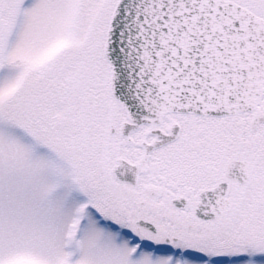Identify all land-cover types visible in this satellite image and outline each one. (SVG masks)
<instances>
[{"label": "rangeland", "instance_id": "374dc122", "mask_svg": "<svg viewBox=\"0 0 264 264\" xmlns=\"http://www.w3.org/2000/svg\"><path fill=\"white\" fill-rule=\"evenodd\" d=\"M237 1L264 16L254 0ZM116 2L32 0L31 20L15 30L12 9L0 25V264H264V124L252 132V113L211 120L220 133L210 124L208 137L188 133L154 156L143 182L191 202L150 213L157 235L138 229L146 196L130 198L112 175L118 156L140 155L119 136L127 116L109 89L104 42ZM239 141L249 181L233 188L229 212L198 220L199 193L223 176ZM166 232L180 242L166 243Z\"/></svg>", "mask_w": 264, "mask_h": 264}, {"label": "water", "instance_id": "95a60500", "mask_svg": "<svg viewBox=\"0 0 264 264\" xmlns=\"http://www.w3.org/2000/svg\"><path fill=\"white\" fill-rule=\"evenodd\" d=\"M104 55L111 95L137 125L169 112L219 117L254 112L251 130L264 122L258 108L264 95V18L233 0H118ZM126 124L120 133L130 141ZM154 147L136 165L118 159L113 174L136 184ZM226 176L247 183L250 162L231 161ZM229 192V182L203 191L196 215L212 220L229 212ZM185 202L177 200L181 208ZM137 224L155 230L149 222Z\"/></svg>", "mask_w": 264, "mask_h": 264}, {"label": "flooded vegetation", "instance_id": "af4514ba", "mask_svg": "<svg viewBox=\"0 0 264 264\" xmlns=\"http://www.w3.org/2000/svg\"><path fill=\"white\" fill-rule=\"evenodd\" d=\"M235 1L237 3L243 5V6H246L249 9H251L248 5L242 4L237 0H235ZM31 2H32V0H0V25L2 26V28H4V25H6V22L8 21L7 18L4 19V17H6L7 15L10 14L9 11H11V13H12V9H13L12 15L15 16V18H14L15 24L13 26L15 28V30H17L18 27H21V25L24 24V18L26 16H28V19L31 20L30 15L32 14V12L34 10V7L31 6ZM254 2H255L256 6L259 10H264V0H254ZM251 10L253 12H255L256 14L261 15V14H259L258 11L254 10V9H251ZM262 17H264V16H262ZM262 103H263V101H262ZM262 103L259 106V109H260L261 113L263 114L264 113V106L262 105ZM170 117H174V118H170ZM184 117H189L190 119L192 118V119L203 121L204 125L199 126L196 123H195V125H190L192 128H191V132H189L190 126H188V124H185ZM217 119H222V117H210V116H202V115H197V114H184V113H168V114L162 115L158 120L144 117L143 119H141V121L138 125L136 123H131L128 118L126 120H123L119 124V126H118L119 136L122 137L126 141L128 146L135 145L136 151L137 152L140 151V155L138 156L137 159H127V157L125 158L122 156H118L116 158V162H117V159H124L129 164L136 165L142 159L145 150L152 145L155 146L153 149H151V151L149 153V158H148V162H147V170L144 173L139 174V179H138V182L136 184L123 182V181L117 179L113 174V168L116 165V162H115L114 166L112 167V175L114 177V180H116L118 182L117 186H120L122 191L125 194H127L130 198H133V199H136V197H138L140 194H144L146 196L145 198L142 199L141 203L146 206V212L148 213V215L138 218L137 221L142 220V221L149 222V223L154 225L155 230L154 231H148V230H145L141 227H138V229H140V230L143 229V230L147 231L149 234L157 235L160 232V229L155 224V221L151 217L150 213L154 214L155 216H159L162 213V211L164 210V207L166 205H171L175 209V211L185 210L191 202V200L188 196L180 195V194L173 195L174 193L167 194V191H169V188H171V187H169V186L165 187L164 185H169V184H161L158 182H143L144 177L148 176L150 171H151V165H152V161L154 159V156L157 155L162 149H164L168 146L178 145L181 141H183L184 139H186L188 137V133H189V137L194 138L195 140H200V138H202V137H204V138L208 137L212 131L210 129V124L214 125L213 131H215V133L216 132L220 133L222 131V126L217 124L216 122H211V120H217ZM195 122H199V121H195ZM123 124H126V130L129 131L130 141L127 140L126 136H124L120 133V130H121ZM263 124L264 123L260 124L258 126V128H256L252 132H254V133L257 132L259 127ZM110 132L112 134H114V132H116V128L112 124L110 125ZM169 136H174V138L171 139L170 141L164 143V144H160L163 140H166V138ZM137 138H139V140H137ZM255 140H256V142L253 143V146L258 145L257 144L258 136L256 137ZM237 147H238V151L236 153V156L233 157L231 160H245V159L240 158L238 155L239 150H241V147H242L241 141L238 142ZM251 147H252V144H250V143L246 144L247 149H250ZM246 160H248V159H246ZM248 161L251 164V161L250 160H248ZM228 163L226 164V168H225L223 176L215 184H213L210 188H205L203 191L211 190V189L217 187L218 185H220L221 183L229 182L230 192L228 194V198L231 201V198L229 196H230L231 192L233 191V188L236 186H241L242 184H239L236 180H232V179L227 178L226 169H227ZM123 177H126V174H124ZM177 187L178 186H176L175 189ZM203 191H201V192H203ZM201 192L198 195V200L196 201L195 208H196L198 202L200 201ZM165 197L169 198V200H166ZM181 198H184L186 200L185 205L182 208L179 207L177 204V200H179ZM232 204H233V202H232ZM195 208H194V214H195L196 218L198 220H201V221H208V220L200 219L195 213ZM212 220H215V219H212ZM136 224H137V222H136ZM161 236L164 237V240L166 243H170L173 241V242L178 244L180 242L179 237L171 236V234L169 232L161 233ZM141 243H143V246H147V244H149L153 248L156 247L155 246L156 244L152 241H142ZM165 248H167V247H165ZM155 249H157V248H155ZM158 249H160L161 251H164V252L170 251L167 249H163L161 247ZM172 249H171V251H172Z\"/></svg>", "mask_w": 264, "mask_h": 264}]
</instances>
